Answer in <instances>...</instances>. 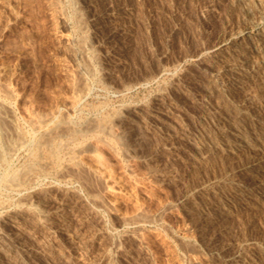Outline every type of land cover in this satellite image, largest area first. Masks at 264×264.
Masks as SVG:
<instances>
[{"label":"rangeland","instance_id":"obj_1","mask_svg":"<svg viewBox=\"0 0 264 264\" xmlns=\"http://www.w3.org/2000/svg\"><path fill=\"white\" fill-rule=\"evenodd\" d=\"M263 10L0 0V264H264Z\"/></svg>","mask_w":264,"mask_h":264},{"label":"bare ground","instance_id":"obj_2","mask_svg":"<svg viewBox=\"0 0 264 264\" xmlns=\"http://www.w3.org/2000/svg\"><path fill=\"white\" fill-rule=\"evenodd\" d=\"M73 1V0H71ZM72 4V3H71ZM78 6V5H77ZM76 7V5H75ZM77 12V11H76ZM75 13V12H74ZM261 17H262V22L260 23H263V25L261 26L260 23H256V22H252V21H249V23L244 27V33L246 34V39L248 42H250L254 49V51H257V52H263L264 51V10L261 12ZM261 20V19H260ZM80 22V21H79ZM261 26V27H260ZM79 29V28H78ZM86 39V38H85ZM84 40V39H83ZM87 40V39H86ZM84 40V41H86ZM235 47V46H234ZM231 57V56H230ZM230 59V58H229ZM226 63V62H225ZM193 79V78H192ZM196 83V81H195ZM200 86V85H199ZM203 86V84H202ZM204 90H207V87L204 86L203 88ZM203 91V90H202ZM123 117H120L118 121H121V120H126V119H122ZM125 118V117H124ZM156 118V117H155ZM113 121V120H112ZM122 121V122H123ZM125 123V122H124ZM62 124V123H61ZM100 127V126H99ZM97 128V127H96ZM68 129V128H67ZM111 130V128H109ZM74 130V129H73ZM98 130V129H97ZM96 130V132H97ZM105 130V129H103ZM50 131V130H49ZM99 131V130H98ZM102 131V130H101ZM109 131V130H108ZM53 132V131H52ZM107 132V131H106ZM104 131V133H106ZM100 133V132H99ZM51 134V133H50ZM54 134V133H53ZM71 134V133H70ZM109 134V133H108ZM46 135V134H45ZM74 135V134H73ZM110 135V134H109ZM55 136V135H54ZM237 138L239 140H237V143L234 142V144H228V146L226 147L227 149H230L231 151H240V150H244V149H248V148H253V149H260V150H264V141L263 142H259V143H255V141H252V139H250L249 137H247L246 135H244V133H238L237 134ZM48 137V136H47ZM51 137V135H50ZM43 138V137H41ZM55 138V137H54ZM44 139V138H43ZM42 139V140H43ZM53 140V139H52ZM38 142V141H37ZM58 142V141H57ZM51 144V142H50ZM56 144V143H55ZM39 145V144H38ZM59 145V144H58ZM36 146V145H35ZM41 147V146H40ZM51 147V146H50ZM47 148V147H46ZM59 148V147H58ZM50 149V148H49ZM54 149V148H53ZM57 151V150H56ZM60 151V150H59ZM58 157V156H57ZM46 158V157H45ZM50 161V160H49ZM51 165V164H50ZM13 175V174H12ZM6 177V176H5ZM19 177V176H18ZM7 179V178H6ZM20 179V178H19ZM13 181V180H12ZM10 182V181H9ZM5 185V184H4ZM2 185V186H4ZM10 185V184H9ZM8 187V186H7ZM223 211V213H227V209H223L221 210ZM214 212V211H213ZM79 234V233H78ZM77 238V236H76ZM2 240V239H1ZM83 241V240H82ZM7 243V242H6ZM9 245V244H8ZM13 248V246H12ZM15 248V246H14ZM0 251H2L4 254H7V255H11L13 253L12 249L10 247H7L3 244H0ZM17 250L15 249V252ZM17 253V252H16ZM13 255V254H12ZM15 255V254H14ZM11 257V256H10ZM26 264V263H25Z\"/></svg>","mask_w":264,"mask_h":264}]
</instances>
